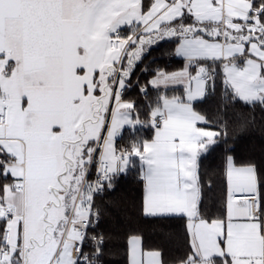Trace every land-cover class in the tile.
Returning <instances> with one entry per match:
<instances>
[{"label":"snow or ice","instance_id":"snow-or-ice-1","mask_svg":"<svg viewBox=\"0 0 264 264\" xmlns=\"http://www.w3.org/2000/svg\"><path fill=\"white\" fill-rule=\"evenodd\" d=\"M165 44L179 69L134 82ZM257 111L264 0H0V264H106L105 197L129 175L185 246L130 230L127 264H264V162L234 147Z\"/></svg>","mask_w":264,"mask_h":264},{"label":"trees","instance_id":"trees-1","mask_svg":"<svg viewBox=\"0 0 264 264\" xmlns=\"http://www.w3.org/2000/svg\"><path fill=\"white\" fill-rule=\"evenodd\" d=\"M173 45L165 44L162 48L152 51L151 55L140 65L143 69L147 65V71L137 70L133 77H139L140 83L152 78L156 69L173 71L179 69L181 60L170 57L167 53ZM129 96L139 98L144 104L148 99L138 96V89L134 88ZM155 98V91L150 93ZM219 96L209 98L204 104L197 107L203 108L210 116L214 115ZM261 114L257 111V125L250 131L242 134L234 143L236 155L243 159H255L264 162V124L260 123ZM220 151L212 153L203 163L206 169L215 170L219 167ZM141 199V186L134 175H129L120 180L114 192L105 197V203L109 205L100 227L112 234V240L108 247L111 254L107 256L106 264H127V240L130 230H139L143 233L145 242L152 246L162 247L166 255H177L184 250L185 237L182 226L178 221H157L145 219L139 215L138 208Z\"/></svg>","mask_w":264,"mask_h":264},{"label":"rangeland","instance_id":"rangeland-1","mask_svg":"<svg viewBox=\"0 0 264 264\" xmlns=\"http://www.w3.org/2000/svg\"><path fill=\"white\" fill-rule=\"evenodd\" d=\"M147 65H144L143 68H146Z\"/></svg>","mask_w":264,"mask_h":264},{"label":"crops","instance_id":"crops-1","mask_svg":"<svg viewBox=\"0 0 264 264\" xmlns=\"http://www.w3.org/2000/svg\"><path fill=\"white\" fill-rule=\"evenodd\" d=\"M177 58V57H176Z\"/></svg>","mask_w":264,"mask_h":264}]
</instances>
